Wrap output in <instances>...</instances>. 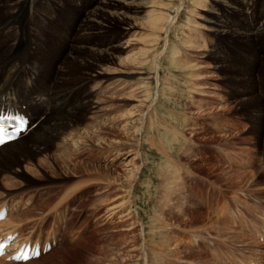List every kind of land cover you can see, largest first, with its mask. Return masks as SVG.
Here are the masks:
<instances>
[{
    "label": "rangeland",
    "instance_id": "1",
    "mask_svg": "<svg viewBox=\"0 0 264 264\" xmlns=\"http://www.w3.org/2000/svg\"><path fill=\"white\" fill-rule=\"evenodd\" d=\"M95 1L67 0L66 4H60L63 5L62 12L66 11L67 20L72 23L78 17L80 19L84 11L92 10ZM182 1L181 19L190 18L204 25L198 21L196 12H191V0ZM72 2L77 3L73 8ZM167 2L141 0L140 6L129 8L132 23L136 25L135 31L130 33L136 37L132 53L139 51L140 55L117 51V58L114 54L108 59L80 50L78 58L66 65L64 73L60 62L41 57L35 63L30 57L28 73L45 78L46 84L63 73L68 90L60 92L66 100L70 89L80 90V95L83 90L85 94L94 91L96 105L91 110L93 113L90 112L93 115L86 114L88 120H78L75 126L70 127V132L66 133L69 139L66 144L59 141L51 146L53 142H50L48 149L43 147L39 154L15 167L14 171L3 170L0 173V199L7 195L14 204L19 202L14 196L31 200V204L26 205L31 209L23 214L19 213V202L11 219L22 224L39 216L40 220L45 219V227L39 223L40 220L30 223L29 229H24L27 225H18L19 236L30 237L31 242L52 241L57 244L49 254L36 260L26 263L0 261V264H245L249 258L258 255L255 253H259L261 260L264 238L257 239L249 231L261 227L263 230L264 226L262 222L256 223L264 220V34L253 38L238 35L234 30L238 29L240 21L234 13L227 16L228 33L215 37L206 35L201 27L189 32L182 24L174 25L167 40V52L159 57L161 78L158 87L155 89L153 81L142 85L136 73L146 72L151 64L150 61L139 67L136 64L151 40L149 24L144 17L153 9L159 11L160 6ZM171 8L166 13L173 17L175 12ZM124 28L122 21L107 18L95 31L99 36L87 42L99 43L102 50L108 40L106 36L115 40L119 37V30L121 32ZM229 31H233L232 34ZM57 36L64 39L62 34ZM13 38L9 34L1 39L0 49ZM159 42L157 52L164 47L163 41ZM193 42L196 46L205 47L213 44L216 56L221 59H197L194 49H190ZM66 52L69 55V48ZM175 53L177 58L185 57L195 67L180 64L177 58H173ZM130 57L133 59H128ZM127 69L135 75L127 78L120 75ZM101 71L112 76L104 75L100 78L102 81L98 78L82 86L88 74ZM199 83L206 89L193 91L191 84ZM155 97L157 103L148 110V125L142 135L139 159H134L139 165L132 199L136 215L132 214L136 217L133 216L131 222L125 221L122 216L127 213L123 209L108 218L106 208L116 203L114 200L121 202L123 193L118 186L116 192L115 186L107 181L124 179L119 162L131 159L130 153L125 156L126 146L133 143L129 142L131 137L127 130L135 133L139 129L136 115L128 119L130 122L126 128L124 116L132 109L138 113L140 109L135 108L139 105L137 101L147 107L148 101ZM104 117L110 122L101 123L98 132L86 137L85 143L70 141V134L83 132L92 121H101ZM77 147L80 149L78 152ZM113 147L119 153L112 152ZM73 150L80 155L73 156ZM61 154H71L73 161L60 165ZM213 203L217 207L213 208ZM62 204L68 206L67 210L76 204V209L73 207L75 212L54 211L60 210ZM222 204L224 210L220 207ZM236 221L237 226L234 224ZM240 222L245 223L244 228L238 225ZM57 228L58 233L55 231ZM239 228L246 231V235Z\"/></svg>",
    "mask_w": 264,
    "mask_h": 264
},
{
    "label": "bare ground",
    "instance_id": "2",
    "mask_svg": "<svg viewBox=\"0 0 264 264\" xmlns=\"http://www.w3.org/2000/svg\"><path fill=\"white\" fill-rule=\"evenodd\" d=\"M66 1L67 0H0V42L2 41L1 39H3L5 36L9 34L14 36L13 40L10 41L6 47L0 49V109H5V110L13 109L21 113H25L29 118V126L30 127L35 126V128L26 137L18 141L9 143L0 148V173L3 170L7 172L14 171L15 167L16 168L20 167L22 163H25L26 161L32 159L37 154H39L40 150H42L43 147L48 149V147H50V145L48 144H51L50 142H53L51 146H54L59 141H65V144H66V142H68L69 140L68 138H66V133L70 132L69 130L70 127H73V125L75 126V123L78 122V120H81V121H84V120L86 121V119L88 120V118H86V114H89L90 112H92L94 109V106L96 105V101L93 100L94 91H90L88 94H85L83 90V93L80 95V92H79L80 90L70 89L68 96H71L73 100V103L70 106L67 105L66 96H64L60 92V91L65 92L68 90L66 89V75L63 73L64 71H66V65L72 63L71 61L76 60L78 58V55H79L77 53L78 51L86 50V51L94 52L92 55H94L95 57L105 56L108 59L114 54H115L114 58H117L118 57L117 51H121L122 53L128 52V53L134 54L132 53V51L135 50L134 45L136 44V39H135L136 37H134L133 35L130 36V33L134 30V28H136V25L133 24L134 22L132 23V17H131L132 11L129 8L140 6L141 0H96L93 4L94 5L93 9L91 8L92 10L84 11L82 13L81 18L80 19L79 17L77 19L75 18L76 20L73 21L72 23H69V21L67 20L66 11L62 12L63 5L61 6L60 3L66 4ZM70 5L73 8V6H76L77 3L73 4L72 2L70 3ZM173 6L175 7L173 8ZM171 7L173 8V13L175 12V15L173 17L170 16V14L168 15L167 14L168 12L166 13V11H168ZM183 7H184V1L182 0H168L166 4H164L163 6H160L159 11L152 8L153 10L151 11V13L145 15L144 19L147 20L149 24L148 28L150 30L151 40L148 42L149 47L142 51L141 59L136 64H138V67L147 63L148 61H150L151 64H149L150 66H148V69L146 70V72L143 69H141L144 71L143 73L134 72L136 73V75L140 77V80L142 81V85H146L150 81H153L154 83H156L155 89L156 87H158L159 81L161 78L160 76L161 62H160L159 57L162 58L163 55L167 52V49H168L167 40L169 39L170 30L172 29L174 25L182 24L183 26L186 27V29L189 32H194L195 29H199L201 27L200 28L201 31L202 30L205 31L206 35L210 37H215L217 35H224L228 33L227 16L229 14L234 13L238 16V19L240 21L238 29L234 30L238 35L246 37V38L247 37L253 38L261 34H264V15H263L264 0H191L190 2L191 12L194 14L196 12L195 15L198 16V21L203 23L204 25H200L199 23H197L196 21L190 18L185 17V19H181L180 12L183 9ZM165 8H167V10H165ZM2 9L5 10L4 13L1 12ZM107 18H112L118 21H122V25L125 28L122 29L121 32L119 30L118 32L119 37L115 38V40L112 37L109 38V35L106 36L108 37V40L103 46V49L101 50L99 49V46H98L99 43L92 44V43L87 42V40H90V38L92 39L94 36H99V35H95L96 34L95 31L100 29L101 26H103V20H106ZM69 29L71 30L70 35H68V33H70ZM59 34L63 35L64 37L63 40H60L58 38L59 36L57 35ZM160 40L163 41L164 47H162L163 50L161 52H157L156 49L158 46V42ZM182 43L187 44L186 41L185 42L183 41ZM192 45L194 46L191 47L190 49H194L193 51L196 54L197 59L198 58L199 59L200 58L201 59H206V58L207 59L208 58L219 59V57L216 56V52L214 51L213 44H211L209 47H205L201 45L196 46V43L193 42ZM86 47H89V48H86ZM249 47L251 48V46ZM68 48L70 52H69V55L68 54L66 55L67 53L66 49ZM188 51H189V48H188ZM137 52L138 53L136 54L140 55V52L139 51ZM136 54H134L133 56H136ZM173 55H174L173 58H177L178 56L176 55V53ZM31 56L34 58L35 63H37V60L41 57H43L44 59H47L48 61L62 63L64 67L62 68L63 73L60 74L59 76L57 75V78L53 77L54 79H52V81H50L49 83L47 82L46 84L45 78H39L38 77L39 75L35 76V75H32L31 72L29 73L27 72L29 68L28 67L29 59ZM192 57L191 59H193ZM128 59L132 60L133 57L132 59L131 57ZM134 59L137 60L136 57H134ZM177 59L180 64L182 63V65H191V62L187 61L185 57H181V58L178 57ZM194 65L195 64H192L191 66H194ZM205 67L208 69H211V68L213 69V67L211 68L208 66H205ZM192 70L194 71V69ZM55 71L57 70L55 69ZM54 74L56 75V73ZM104 75L112 76V74L103 73L102 71L99 73H95L94 75L88 74L85 79V82L82 83V86L85 87L86 85H89L91 82L95 81L96 79L98 78L100 79L101 77H104ZM120 75L127 78L132 75L134 76L135 74L132 73L131 69H127L121 72ZM209 76L210 75H208L207 77ZM100 81H102V79H100ZM202 84H205V83L202 82ZM202 84L201 83H199L198 85L191 84V88L193 89V91L195 90L204 91V89L206 88ZM137 87H139V85ZM211 89H213L214 91V88H211ZM131 91L134 92L133 89H131ZM197 92L198 91H196V93ZM202 95H203L202 97H204V94ZM156 99L157 97H155L154 100H151V101L149 100L148 101L149 103H147V107L143 106L142 102L137 101L138 102L137 104L139 105L137 106L135 105L136 106L135 108L140 109L139 111L137 110L138 113H135V111L132 109L133 111L128 110L126 112V115L124 116L125 120L123 123H125L124 127L126 128V126L128 125V122H130V120L128 119H131L133 116L136 115L137 117L136 121L138 122L139 129L135 133H131L130 130H127L129 132V137H131L129 142H133V143L128 144L129 146H126L127 155L125 156H128L130 153L131 159L129 161L121 159L119 162V165L120 167H122L123 169L122 171H124V174H125L124 179H121L122 181H118L114 178L111 181H107L108 184L115 186L116 190L115 189L114 190L116 192L119 187L121 193H123L122 197L120 198L122 199L121 202L118 200H114L116 201V203H113L111 206L108 205L109 207L106 208L105 210L106 215H108L106 217L108 218L109 217L111 218L112 216L117 215L123 209L125 210L124 213L125 214L127 213V214L126 216L124 215L122 217L126 219L125 221L127 222H131L134 216L132 213L136 215V213L134 212L135 209H133L132 199H133L134 186L136 183L135 179L137 178L136 175L139 173V165L136 164L134 159L135 158L139 159V155H140L139 147L142 141V135L145 131V126L148 125V116H149L148 110L153 109L154 107L153 104H155V102L157 101ZM75 101H77V105L75 104ZM145 102H147V100L144 101V104L146 105ZM34 108L42 109V112L33 111ZM45 111H49V114ZM108 122H110V120L106 119V117H104L101 121H97L95 119V121H92L91 124L87 123L88 128L84 129L83 132L77 131L74 134H70L69 135L70 141L71 140L83 141L82 143H85L86 137L90 138L92 137L93 133L98 132L97 130L100 129L101 123L106 124ZM74 146H76V142ZM62 147L63 149H66L64 148V146ZM115 147H113L112 152L119 153L118 149L116 150ZM79 150L80 149L77 147V152ZM71 152H73L72 154L73 156L80 155V154H76L74 150ZM72 155L71 154L69 155L61 154L60 165H68L70 161H73L71 159ZM109 155L111 156V152H109ZM68 158H70L71 160H69ZM55 166L59 167L56 164ZM128 180H131L130 183L125 184V182H127ZM66 195L68 194L66 193ZM2 196L3 198L0 200V210L3 207L11 208L12 210L17 209L19 202L14 204L13 201L7 199L8 198L7 195H2ZM12 214L13 213L12 212L10 213V210H9V214L6 216V219L4 218L5 220L3 219L4 220L3 222L0 221L1 222L0 223V242L5 239L7 240L10 239L11 241H13V243L11 244V248H8V249L12 251L22 250L26 247V244H27V240H25V238H21L20 237L21 235L19 236L20 231H18L19 230L18 225H22V222L16 223V219L12 220L11 219ZM119 219H121V217H119ZM238 225H240L243 228L245 227V223L243 222H240ZM55 231L58 233L59 229L57 228L55 229ZM263 231H264V228L262 230V227L259 230L257 228H252L250 229L249 233L253 237H256L257 239H259V238H264ZM140 232H141V229H140ZM143 247H142L143 255L145 258L146 255H145V250ZM257 254L259 255V253H255V255ZM13 255L14 253L11 252L9 253L8 256H13ZM258 255L256 257H251L248 260V262L245 264H251V263L253 264V262L264 264V257L262 260L257 259L259 258ZM0 261L4 262L6 260L3 257V258H0Z\"/></svg>",
    "mask_w": 264,
    "mask_h": 264
},
{
    "label": "snow or ice",
    "instance_id": "3",
    "mask_svg": "<svg viewBox=\"0 0 264 264\" xmlns=\"http://www.w3.org/2000/svg\"><path fill=\"white\" fill-rule=\"evenodd\" d=\"M3 142V140H0V143H2Z\"/></svg>",
    "mask_w": 264,
    "mask_h": 264
}]
</instances>
